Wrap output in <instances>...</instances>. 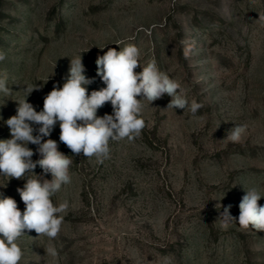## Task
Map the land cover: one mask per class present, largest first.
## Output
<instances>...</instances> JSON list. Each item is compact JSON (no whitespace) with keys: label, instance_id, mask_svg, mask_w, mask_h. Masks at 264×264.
Wrapping results in <instances>:
<instances>
[{"label":"rangeland","instance_id":"1","mask_svg":"<svg viewBox=\"0 0 264 264\" xmlns=\"http://www.w3.org/2000/svg\"><path fill=\"white\" fill-rule=\"evenodd\" d=\"M127 44L202 107L193 116L167 108V94L145 100L139 137L110 141L102 162L75 155L72 182L51 198L68 205L58 236L25 230L19 264H264V231L238 225L245 189L264 206V0H0V79L12 91L0 92V140L11 139L5 121L26 88L38 86L27 102L42 111L81 54L90 95L105 87L97 57ZM112 112L109 102L97 115ZM235 125L246 126L239 143L225 139ZM59 136L57 123L44 140L73 156ZM25 183L0 175L22 213ZM228 205L237 224L225 230L216 221Z\"/></svg>","mask_w":264,"mask_h":264},{"label":"clouds","instance_id":"2","mask_svg":"<svg viewBox=\"0 0 264 264\" xmlns=\"http://www.w3.org/2000/svg\"><path fill=\"white\" fill-rule=\"evenodd\" d=\"M190 52L191 48L186 47L185 58ZM139 57L140 51L134 44H127L120 51L109 48L103 56H98L97 76L105 87L93 90L89 95L84 85L94 80L86 77L80 54L70 59L63 86L54 85L44 97L42 111L37 112L27 102V97L38 90V86L26 88L24 99L16 101V115L5 121L11 139L0 140V175L6 176L8 181L12 178L26 180L23 188L17 189L26 208L22 213L12 197L0 192V264H19L23 251L17 241L25 236V230H34L37 237L44 235L54 239L58 236L63 220L61 214L66 213L68 205L65 202L55 206L51 198L62 186L72 182L70 168L74 156L82 153L86 158L102 162L110 157V141H132L139 137L145 127L143 101H148L150 106L167 94L171 97L167 108L190 109L193 116L202 107L195 101L189 105L180 83L161 71L155 60L142 67ZM3 59L5 55L0 53V61ZM138 66L142 67L140 73L134 71ZM0 92L5 95L12 92L5 79H0ZM109 102L112 114L98 116V110ZM57 123L59 141L71 150L73 156L59 151L57 141L44 140ZM245 132L246 126L235 125L225 139L239 143ZM30 143L37 146L35 152L28 146ZM37 153L40 158L33 161L32 157ZM37 166L43 175L51 174L52 179L37 175ZM245 192L239 203L238 225L264 231V206L258 204L262 196L255 188L245 189ZM231 207H224L216 221L225 230L237 224V218L230 214ZM47 253L56 255L52 247Z\"/></svg>","mask_w":264,"mask_h":264}]
</instances>
